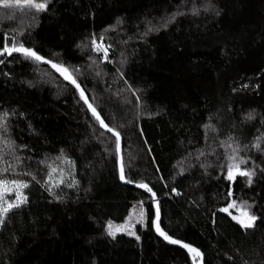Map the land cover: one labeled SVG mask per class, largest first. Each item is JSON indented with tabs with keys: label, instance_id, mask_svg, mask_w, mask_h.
Returning a JSON list of instances; mask_svg holds the SVG:
<instances>
[{
	"label": "trees",
	"instance_id": "trees-1",
	"mask_svg": "<svg viewBox=\"0 0 264 264\" xmlns=\"http://www.w3.org/2000/svg\"><path fill=\"white\" fill-rule=\"evenodd\" d=\"M5 44L69 70L120 133L126 179L155 192L163 232L204 264H264V0H21L0 5ZM0 61V179L29 185L0 225V264H201L155 235L151 196L121 183L116 138L77 90L24 55ZM66 160L76 186L50 192ZM235 164L251 184L235 167L227 179Z\"/></svg>",
	"mask_w": 264,
	"mask_h": 264
},
{
	"label": "snow or ice",
	"instance_id": "snow-or-ice-1",
	"mask_svg": "<svg viewBox=\"0 0 264 264\" xmlns=\"http://www.w3.org/2000/svg\"><path fill=\"white\" fill-rule=\"evenodd\" d=\"M24 3L29 7V8H34L36 11H45L47 9V3L48 0H45L44 3H33V0H24ZM21 4V0H0V5H2L5 9H10L13 7H17L20 6ZM103 38H101L102 41ZM93 44H96L95 39L93 40ZM97 52L100 51L99 46L96 47L95 49ZM5 52H7L9 55H11L13 52H19L22 53L25 57V59H34L37 62L43 61V57H41L40 55H38L34 50L25 48L23 44H21L19 47H16L15 45H13L11 48L8 47L7 44H5V47L0 50V55H3ZM104 59H107V50L105 49V56ZM0 63H3V61H0ZM48 63H51L50 61H48ZM51 67L53 69H55L57 72H59L65 80H69L73 85H75L78 89H79V84H77L76 80L69 74V70L65 67H62L60 65H57L55 63L51 64ZM80 95L81 98L85 100V103L88 104V108L92 111L94 117L99 121L100 125L102 127H104L107 131L112 132L113 135L116 137V147H117V151H120V133L117 131H114L112 128L108 127L107 124H105L104 120L99 116V114L96 112V109L92 106L91 103H88L87 98L85 96L84 91L81 89L80 90ZM7 114H5L6 116ZM249 119L253 118L252 115L250 114ZM0 128H3L5 131H7V125L6 124H0ZM259 148V143L256 145ZM8 147L11 148L12 147V143L9 142L8 143ZM0 159H2V157H0ZM232 159H235L234 157H232ZM74 163V162H72ZM240 163H246V161L241 160ZM235 167V169L237 170L239 175L242 176H247L248 177V183L251 184V177L253 175L252 172H245V171H240L239 170V164H235V165H230L228 168V175H227V179L234 180V175H233V168ZM9 169L8 168H3L0 169V172L6 173ZM56 169L52 168L51 172L49 173V179H51V174L52 172H55ZM33 179H35V177H33ZM120 179L124 182L127 183H131L132 181L126 179L125 176V171H124V166H123V162L121 163V169H120ZM60 183H64L63 180L60 181ZM9 185H11V187H9ZM29 185L27 182L25 181H18V180H7V179H0V201H5V195L7 193L10 192H14L15 196H16V200L19 201V203H8L7 207H2L0 206V225H3L6 222V217L7 214L9 213V211L13 208H18L20 207L24 202H26L27 197L23 195V189L27 188ZM59 186V185H56ZM137 187L143 188L145 190H147L148 192L151 193L152 198L155 199V192L152 191V189L149 187L148 184L145 183H140L136 185ZM235 205V201H233L231 204L228 205L227 208L221 209V211L224 212H228L229 208H232ZM229 215H231V213H229ZM243 215L247 216L248 219L247 221L243 220V219H239L236 216H232L233 220H236L241 227L243 228H251L253 227L254 222L256 221L257 217L252 215L249 216L247 212H244ZM144 217V211L141 205V210L139 213V219L137 220V222H140V220H142ZM132 220V216H129L128 219V223L130 224ZM154 226L156 228V231L158 232L159 235H161L166 241L172 243V244H181L182 247L186 248L190 253H195L196 256H201L202 254L195 248H192L191 246H189L188 244H182L181 241L179 240H175L172 239L170 236H168L165 232H163L160 228V224H159V207L157 205L156 208V219L154 221ZM117 229H121L124 228V225L121 226H116ZM113 229V224L112 222H109L108 224V230H109V235H115V232L112 231ZM130 235H135L134 232H130ZM137 239H139V237H137ZM195 258V257H194Z\"/></svg>",
	"mask_w": 264,
	"mask_h": 264
},
{
	"label": "rangeland",
	"instance_id": "rangeland-1",
	"mask_svg": "<svg viewBox=\"0 0 264 264\" xmlns=\"http://www.w3.org/2000/svg\"><path fill=\"white\" fill-rule=\"evenodd\" d=\"M55 169H56V171L52 172L51 179H48V182H47V189L50 192H55L56 189L61 187V186H76L74 164L72 163V161L66 160L63 164L56 167ZM61 180H63L64 183H60ZM56 185H59V186H56ZM9 187H11V185H9ZM8 203H19V201L16 200V196H15L14 192L7 193L5 195V201H0V206L7 207ZM13 209H15V208H13ZM236 212H237L236 217H238L239 219H243V220L247 221L248 217L243 215V213L246 211H244L242 209H236ZM124 226H125L124 228H121L119 230L117 228H114V229H112V231L115 232V235L133 232L132 226H129L128 224H124Z\"/></svg>",
	"mask_w": 264,
	"mask_h": 264
},
{
	"label": "water",
	"instance_id": "water-1",
	"mask_svg": "<svg viewBox=\"0 0 264 264\" xmlns=\"http://www.w3.org/2000/svg\"><path fill=\"white\" fill-rule=\"evenodd\" d=\"M8 54V53H7ZM11 55H23L22 53H19V52H13ZM1 56H3V55H0V58H1ZM8 56H10L9 54H8ZM48 61L49 60H47V59H43V61H40V63L42 64V65H44V66H48V67H50L54 72H55V74H57L58 76H60L61 78H62V80L63 81H65L67 84H69L70 86H72L73 88H75L76 90H77V92L79 93V95H80V90L82 89L83 91H84V89L82 88V86L77 82V84H79V89L75 86V85H73L69 80H65L64 79V77L59 73V72H57L55 69H53L52 67H51V64L52 63H54V62H52V61H50L51 63H48ZM56 64V63H55ZM58 65V64H57ZM63 67V66H62ZM84 93H85V96H86V98H87V101H88V103H91L90 102V100H89V98H88V96H87V94H86V92L84 91ZM81 96V95H80ZM83 101H84V103H85V100L83 99ZM86 104V106H87V108H88V104L87 103H85ZM92 104V103H91ZM93 106V105H92ZM94 107V106H93ZM95 108V107H94ZM96 109V108H95ZM88 111H89V113L92 115V117L99 123V121L94 117V115H93V113H92V111L88 108ZM96 112L98 113V111L96 110ZM99 114V113H98ZM99 116H100V114H99ZM101 117V116H100ZM102 118V117H101ZM103 119V118H102ZM105 122V121H104ZM106 124V123H105ZM99 125H100V123H99ZM100 127H101V129L103 130V131H105V132H107V133H110L114 138H116L114 135H113V133L112 132H109V131H107L104 127H102L101 125H100ZM109 127V126H108ZM120 137H121V135H120ZM123 142H122V137H121V140H120V151L118 152L117 151V154H118V172H119V178H120V169H121V163L123 162V150H122V146H123V144H122ZM124 166V165H123ZM120 181H121V183L122 184H124V185H130V186H132V187H134V188H137V189H140V190H142V191H145V192H147L148 194H149V196H151V198H152V195H151V193L150 192H148L147 190H145V189H143V188H140V187H137L136 185L137 184H134V183H127V182H124V181H122L121 179H120ZM152 202H153V207H154V213H155V215H154V220H153V230H154V232H155V235L157 236V237H159L160 239H162L166 244H169V245H171V246H174V247H178V248H181L182 250H184L186 253H188L190 256H191V258L193 259L194 258V255H195V253H190L186 248H184V247H182L181 246V244H172V243H170V242H168V241H166L161 235H159L158 234V232L156 231V228H155V226H154V221H155V219H156V208H157V205H158V207H159V200H158V198H157V196H156V194H155V199H153L152 198ZM159 224H160V228H161V230H162V227H161V216H160V210H159ZM163 231V230H162ZM182 244H184V243H182ZM190 246V245H189ZM192 248H195V247H193V246H191ZM195 249H197V248H195ZM198 250V249H197ZM200 253H201V251L200 250H198ZM202 254V253H201ZM200 258H201V260H202V262H201V264H204L203 262V260H204V258H203V255H201V256H199Z\"/></svg>",
	"mask_w": 264,
	"mask_h": 264
},
{
	"label": "built area",
	"instance_id": "built-area-1",
	"mask_svg": "<svg viewBox=\"0 0 264 264\" xmlns=\"http://www.w3.org/2000/svg\"><path fill=\"white\" fill-rule=\"evenodd\" d=\"M105 52V49L100 47V53H104ZM7 53V52H6Z\"/></svg>",
	"mask_w": 264,
	"mask_h": 264
}]
</instances>
